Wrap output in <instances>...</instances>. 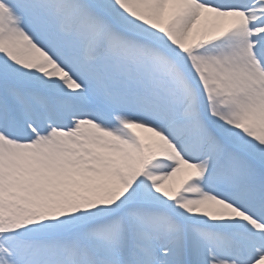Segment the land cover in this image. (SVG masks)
I'll return each mask as SVG.
<instances>
[{
    "label": "snow or ice",
    "instance_id": "6c2138e0",
    "mask_svg": "<svg viewBox=\"0 0 264 264\" xmlns=\"http://www.w3.org/2000/svg\"><path fill=\"white\" fill-rule=\"evenodd\" d=\"M0 264H264V0H0Z\"/></svg>",
    "mask_w": 264,
    "mask_h": 264
}]
</instances>
